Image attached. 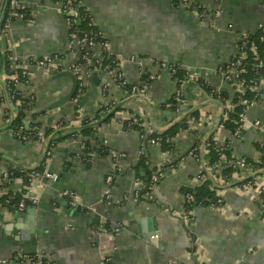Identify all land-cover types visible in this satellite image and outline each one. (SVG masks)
<instances>
[{"label":"crops","instance_id":"0c3cea01","mask_svg":"<svg viewBox=\"0 0 264 264\" xmlns=\"http://www.w3.org/2000/svg\"><path fill=\"white\" fill-rule=\"evenodd\" d=\"M81 1L107 38L110 50L128 58L120 66L128 83L141 84L144 73L156 77L146 94H133L111 81L106 71L98 70V84L89 79L83 93L75 96L76 101L44 113H38L36 106L28 111L26 122L32 120L33 112L38 113L35 121L44 133L47 127H58L64 120H71L69 128H78L84 116H93L102 105L120 106L119 110L112 108L115 114L108 121L109 114L92 121L101 125L97 134L110 148L109 155L94 154L86 164L82 160L85 136H61L50 147L44 164L45 169L59 174V180H37L33 185L37 202H30L21 211L0 205V262L26 264L18 256L38 251L45 255L46 264H264L263 208L255 188L218 184L224 205L196 206L189 223L181 210L185 189L195 187L197 176L210 167L205 144L212 134L219 145L230 139L231 151L240 160L260 157L259 145H264V82L260 99L246 110L241 138L220 124V103L195 80L182 85L185 101L180 110L162 107L177 89L169 64L180 63L189 75L203 78L216 91H234L218 73V67L237 53L241 33L255 35L259 25H264V0H190L209 10L203 17L173 0ZM19 2L30 10L34 21L20 16L11 23L8 37L0 32V177L10 161L26 169L40 166L47 151L46 143L22 142L5 129V121L11 118L8 111L17 114L18 108L5 100L3 49L10 46L14 65L23 63L32 72L30 84H20L18 90L24 96L33 94L36 102L41 97L44 105L53 101L69 81L47 83V70L26 62L48 55L59 56L63 68H72L78 62L77 52L69 47V27L60 4L54 0ZM216 7L219 12L215 16ZM6 10V0H0L1 30ZM91 50L95 55L101 53L99 45ZM105 83L108 87L104 90ZM198 106L201 121L190 122L172 139L180 158L175 165H170L173 154L161 144H151L139 131L124 127L126 118L139 117L147 136L153 131L165 132L180 122L185 110ZM194 130L205 142L200 158L190 152ZM142 156L148 163L146 169L139 165ZM224 167L222 162L216 172ZM154 168L162 173L161 179L149 195L138 198L136 191L145 185L137 184V178L144 181L147 170ZM241 173L245 176L248 172ZM108 176L111 182H107ZM258 178L263 181L264 175ZM25 184L23 178H13L4 192L21 196ZM68 189L83 205L94 206L96 212L72 207L62 194ZM106 195L110 203L105 201ZM97 215L100 219L95 222ZM106 223L110 227L120 224L121 228L112 234L106 230ZM154 234L158 235L156 239L152 238Z\"/></svg>","mask_w":264,"mask_h":264},{"label":"trees","instance_id":"16d2710c","mask_svg":"<svg viewBox=\"0 0 264 264\" xmlns=\"http://www.w3.org/2000/svg\"><path fill=\"white\" fill-rule=\"evenodd\" d=\"M58 1L63 2V3L68 2L67 0H54V2H58ZM8 3H9V0H6L7 10H6V17L3 20L2 28L7 23L5 19L7 18ZM175 4H177V2H175ZM69 6L70 8H74L75 10H77L79 13V16L77 18V21L71 24L68 30V37H69V32H71V30H76L78 34L81 36H84V35H88L89 37L92 36L95 38L97 42L104 43V44L108 42L107 38L104 36V34L101 32L96 22L94 21V19L92 18L89 8L81 0H71V3ZM18 10L24 19L33 18L32 14L30 13V10H28L27 7L21 6ZM15 19L17 18L11 17L10 19L11 23ZM259 36H260V32H258L255 35H251L249 40H250V44L252 42H255L257 44L259 55L263 56L264 55V43L259 40ZM102 53H103L102 54L103 55L102 64L103 65L110 64L113 66L112 59L115 54L111 53L110 51L106 49H104ZM3 56L4 57L2 60V65L6 69V71H8V73H12L15 71L21 73L22 69L20 67H18L16 70H10L11 62H12L10 59L11 51H7V53H5V55ZM255 61H256V55L254 54L252 50H249L247 58L243 61V67L245 68V72L243 73V76L247 80L253 74V65ZM172 66L175 69V72L173 73L172 77L177 82V88L181 89L182 85L185 82H188V80L190 81L188 70L185 67H183L180 63L172 64ZM149 75L150 73L142 74L141 75L142 82L148 83V84L151 83ZM20 81H22V83L25 82V78L21 74H20ZM196 82L208 96H210L212 99L220 103L222 107V112H223L220 116V124L224 126L226 129L230 130L233 135L238 131L239 136L237 138H241V136L243 135L245 131V128H243V126L241 127V125L243 124L241 118H242V114L245 113L247 109V104H243L241 102V98L245 97L249 100V103H251L255 101V98H254L255 92L247 91L242 96L237 91H233L231 93L230 92L227 93L225 91H216L214 87L210 86L201 77L197 78ZM10 85H12L13 88L15 89L16 84L14 82L10 83ZM128 88H130V86H128ZM12 94L14 93L12 92ZM260 96L257 97L256 101L260 99ZM17 101H20L19 104L17 103ZM227 101L232 102L235 105V107L231 110H228L226 107ZM14 102H16L18 105V112L17 114H12L10 111H8L7 115H11L10 128L19 134L18 139L22 142H27L30 140H37L38 139L37 132L41 130L42 128V125L39 122L35 121L36 117L39 114L36 112H33L31 114L32 120H29V124L26 125L28 111H30L31 109H34L36 106V97L34 95L24 96L23 94H21L20 90H15ZM181 105L182 103L179 102L177 95L174 93L164 104H162V107L167 108L169 110L176 111L180 109ZM112 108L119 110L120 106L114 107V104L102 105L93 116H88V115L84 116L81 120V126H79L78 128L77 127L69 128V124L71 120L62 121V124L64 126L47 127L45 129L44 134L47 136V138L50 135H53V137L47 140L46 144L50 148L61 139V136L74 137L79 134V135L85 136L82 142L83 143L82 160L86 164L90 163V161L88 160L94 154L104 155V156L109 155L111 151L110 148L106 144L103 143V139L99 137V135L97 134L99 127L101 125L92 124V121L99 119L101 115L107 116L109 114V116L105 119V121H108L115 114V112H111V111H114V109L112 110ZM103 113H106V114H103ZM183 114L184 115L182 119L180 120V122L174 125L173 127H170L167 131L161 132V133L159 132L152 133V136L154 137L162 136V139H163L161 142L162 148L165 151H169L170 153L173 154L170 165H175L178 161H180V158L175 153L174 143L172 142L173 137L176 135L179 129L188 127L190 125V122H195L197 124L201 121V118H202L201 106L195 107L193 109H187L183 112ZM129 120L130 119H127L126 121H129ZM127 129L137 130L141 132L144 131L140 123L139 124L133 123L132 127L127 128ZM193 133H195V136H193V143H192L190 152L193 156L200 158L202 156L200 149L204 141L199 139L198 134L196 133L195 130ZM24 136H26V138H24ZM167 139H169V141H167ZM205 145H206V148L209 150L205 158L208 160V164L210 166H214L216 163L220 162L222 160V155H224L226 159H230V160L236 159L235 155L231 151V140L230 139L225 141L223 145V148H224L223 150L220 149V145L215 140L214 134H212L207 139ZM259 148L261 150V155L258 159L254 160L248 157L242 158L244 162L246 163L247 167L250 169V171L244 177L236 178L235 173L238 174V176L240 175L242 176V174L240 173L237 167L230 165V166L224 167L220 172H216L215 174H212V177H208L200 185L195 186V187H187V189H185V192H184L185 199L187 196L190 195L192 196V200L187 201L186 199L184 208L187 211H193V209L196 206L207 207V206L215 204L217 202V199L220 197V193L217 188L218 184L234 183L235 186L241 187L245 185L248 181L250 180L253 181L257 179V177L263 176L264 175V145L260 144ZM140 161H141L139 164L140 168L146 169L147 164H148L146 162V158L142 156ZM44 162H45V158L42 161L40 166L33 168V169H26L10 161L9 167L5 172L6 174H8V177L5 178L3 175L0 177V187H5L11 179L16 178V177H21L24 179L25 183H28V178L31 173L41 172L44 169V166H43ZM156 173H158V171L155 168L152 171L147 170L146 174H148V176L144 181L148 184L158 183V181L161 179V176L154 182L151 181L153 174H156ZM202 173L210 174V172L207 169L202 171ZM146 190H147L146 188L142 190L143 194L145 193ZM7 193L11 195V193L9 192ZM6 196L7 195H4L3 197L4 204H7L5 201L8 197ZM13 196L14 198L11 199V202L14 204H17L21 196L15 195V194H13ZM259 197H260L259 199H260V203L262 205L263 213H264V191L261 192ZM26 202H27V205L30 204V201H26ZM105 228L108 231H112L109 223H106Z\"/></svg>","mask_w":264,"mask_h":264},{"label":"built area","instance_id":"2783aa9c","mask_svg":"<svg viewBox=\"0 0 264 264\" xmlns=\"http://www.w3.org/2000/svg\"><path fill=\"white\" fill-rule=\"evenodd\" d=\"M67 1L68 2H66V3L58 1L57 3L60 4V11L64 14L65 19L68 23V27L70 28L71 24H73V22L77 21L79 13L74 8H70L69 5L71 3V0H67ZM173 2L174 3L177 2V4H179V5L181 4V5H184L188 8H190V9L197 11L199 13V16H201V17L207 16L209 14L208 9H206L200 5L192 4L190 0H173ZM21 6H22V4L19 2V0H9L7 18L5 19L7 23L5 24V26L1 30L2 36L8 37L7 35L9 33V28L11 25V21H10L11 17L18 18V17L22 16L18 10ZM218 12H219V7L218 8L216 7V9L214 10L215 16L218 15ZM26 20L28 22L34 21L33 18H27ZM259 32H260L259 40L264 43V25L263 24L259 25ZM251 35L252 34L245 33V32L241 33L240 37H239V41H238L237 53L229 61H227L226 63H224L218 67V73L223 77V79L226 82H228L231 85V87L234 91L239 92V94L242 96L247 91L255 92V94H254L255 101H253L251 103H249V100L247 98H245V97L241 98V102L243 104H247V109L249 106H251L252 104L257 102L256 99L261 94V85L264 82V55L263 56L259 55V52L257 49V44L255 42H252L250 44L249 39H250ZM95 45H99L101 47V53L99 55H95L91 50V48ZM69 47L71 48V51L73 50V51L77 52V55H78V62L76 64H74L72 68H63V66L61 64V58L57 55H48V56L33 59V60L30 59L26 63H33V64H35L41 68H44L45 70L71 69L72 71H74L76 73V75L78 77V81H79L77 95L83 93L90 76L95 71L97 72L98 70L106 71L110 75L111 81L117 83L118 85H120L123 88L128 89L131 93H133V94H146L147 88L151 83L148 84V83L142 82L141 84H129L128 81L126 80L125 75L122 72L120 66L128 58H125V57L120 56V55H116L114 53L115 55L112 59L113 66L110 64H105V65L102 64V62H103V55H102L103 50L106 49V50L110 51L111 53H113L110 50V46H109L108 42H106L105 44L100 43V42H97L95 40V38L92 36L91 37H89L88 35L81 36L78 34V32L76 30H71V32H69ZM249 50H252L254 52V54L256 55V61L254 62V65H253V74L247 80L243 76V73L245 72V68L243 67V61L247 58ZM7 51H11L10 46L6 47V49H3V51H2L3 55H5V53H7ZM10 59L12 61V56L10 57ZM129 59L133 60V61H137V58L135 56H130ZM18 63L19 62H17L14 65V62H11V69L10 70H16L18 67H20L22 69L21 73L16 72V71L12 72V73H8V71H6L7 74L5 75V85H4V93H5L6 102L12 103L17 108H18L17 103L19 104L20 101H17V103L14 102L15 90H18V86L20 84H26V85L30 84L31 76H32V72L27 70V68L25 67V65L23 63H19V64ZM167 68L170 71V73L173 75V73L175 72V69L173 68L172 64L167 65ZM20 74L25 78L24 83H22V81H20ZM155 77L156 76L154 74L149 75L151 82L153 81V79ZM189 78L196 81V79L199 78V76L189 75ZM13 82L16 84L15 89L13 88L12 85H10V83H13ZM128 86H130V88H128ZM107 87H108V84L105 83L104 87H103L104 90L107 89ZM12 92L14 94H12ZM175 94L177 95L179 102L182 103L185 101L184 100L185 98H184V95H183V92L181 91V89L177 88ZM30 96H33V95L30 94ZM74 100L76 101L77 99L74 98ZM226 107L228 110H231L235 107V105L232 102L227 101ZM222 113L223 112L221 110V114ZM221 114H220V116H221ZM79 117L80 116H78V118ZM10 119L11 118H8L5 121V129H7L10 133H12V135H14L18 138L19 134L10 128V125H11ZM127 119H130V120L126 121ZM241 120L243 122L241 127L243 126V128H245L246 111H245V113L242 114ZM133 123H138V124L140 123L141 126L143 127V129L145 127L144 121L139 117L126 118L124 121V127L125 128H131ZM72 124H73V122H72ZM79 125L81 126V122L79 123ZM58 126H64L62 124V121L59 122ZM139 132L141 133L142 137L144 139H146L151 144H158V143L161 144V142L163 140L162 136H156V137L152 136V133L154 131L152 133H150L149 136L146 135L145 131H142V132L139 131ZM37 134H38L37 140L42 141L44 143H47V140H49L50 138L53 137V135H50L47 138V136L44 133H42L41 130H39L37 132ZM234 136L237 138L239 136V132L237 131L234 134ZM24 138H26V136H24ZM167 141H169V139H167ZM202 149H203V147L201 146V150ZM220 149L221 150L224 149L223 145H220ZM142 152H143V150H142ZM167 152H169V151H167ZM49 154H50V148L47 145L45 160ZM235 158H236L235 160H230V159H226L224 157V155H222V160L220 162H218L214 166H210L208 168V171L210 172V174H206V173L201 172L197 176V178H196L197 184H195L194 186H198L202 182H204L208 177H212V174L216 173V169L221 165L222 162L226 166L233 165V166L237 167L238 170L240 171V173H241V171H247V172L250 171V169L247 167V165L243 159L240 160L236 156H235ZM88 161H92V157L89 158ZM44 164H45V162H44ZM161 175H162V173H160V172L154 174L152 176L151 181L154 182ZM235 175H236V178L244 177L241 175L238 176V174H236V173H235ZM4 177L7 178L8 174L5 173ZM59 178H60V176L58 173L51 172L48 169H45V166H44V169L41 172H33L29 175L28 183L25 184L24 191L21 195L20 200L17 202V204H14L11 202V199L14 198L13 194L10 195L7 192H4L5 187H0V205L4 203L3 202L4 201V198H3L4 195H7L6 197H8V198L5 201L7 203L6 205H8L9 207H11L17 211H21L26 207V205H27L26 201H30L31 203L37 202V197L33 191V185L37 180L42 179L45 181L57 182L59 180ZM258 179L259 178L257 177V179H255L253 181L250 180L245 185L241 186L240 188H242V189L255 188L256 191L258 192V194L260 195L261 192L264 191V180L259 181ZM111 181H112V177L108 176L107 182H111ZM141 183H143L145 185V188L147 190L145 191L144 194H143L142 190H137L136 196L138 198H141L142 195H149V192L155 186L154 183L148 184V183L144 182L141 178H137V184H141ZM62 194L69 198V204L72 207L85 210L88 213H95L96 212V209L94 206L83 205L82 202H80V200H79L80 199L79 196L74 191L68 189V190H64ZM186 199H187V201H190V200H192V196L189 195L186 197ZM105 201L107 203H110V196L109 195H106ZM224 202H225L224 197L222 194H220V197L217 199V202L213 205H210V207L221 208L224 205ZM181 210L184 214V221L186 223H189L193 219L192 211H187L184 207ZM262 220L264 221V213L262 214ZM120 228H121V225L117 224L116 226L111 227L112 231H109V232H111L112 234H116L120 230ZM157 237H158L157 234H154L152 236L153 239H156ZM18 259L20 261L26 263V264H46L45 255L41 252H38V251L33 252V253L23 252L18 256ZM0 264H5V262H0ZM166 264H176V263H174L173 261H169ZM197 264H204V263H197Z\"/></svg>","mask_w":264,"mask_h":264},{"label":"water","instance_id":"95a60500","mask_svg":"<svg viewBox=\"0 0 264 264\" xmlns=\"http://www.w3.org/2000/svg\"><path fill=\"white\" fill-rule=\"evenodd\" d=\"M0 32H1V28H0ZM41 71H45V69L42 68ZM96 73L97 72L95 71L90 76L89 79L92 82H95L96 84H98V81H96L97 80L96 79L97 78ZM66 79H67V81H69V84L67 85V87L65 85L63 87L61 86L62 87V88H60L61 92L58 94V96L53 101L44 105V102L41 99V97L37 99L36 111L38 113H44L46 111L53 110V109H56L62 105H65L68 102L74 100L75 96L77 95L79 81H78V77L74 71H72L71 69H63V70L50 69V70H47V79L45 81L47 83H53V82L59 83V82L65 81ZM26 124L28 125L29 123L26 122ZM202 147H204V145ZM227 186H230V185H227ZM99 219H100L99 215L95 216V222L96 221L98 222Z\"/></svg>","mask_w":264,"mask_h":264}]
</instances>
